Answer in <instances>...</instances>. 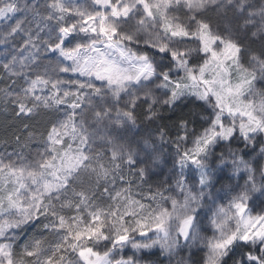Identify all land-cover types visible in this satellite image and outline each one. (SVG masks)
Here are the masks:
<instances>
[{"label":"snow or ice","instance_id":"6c2138e0","mask_svg":"<svg viewBox=\"0 0 264 264\" xmlns=\"http://www.w3.org/2000/svg\"><path fill=\"white\" fill-rule=\"evenodd\" d=\"M0 46V264H264V0H0Z\"/></svg>","mask_w":264,"mask_h":264},{"label":"trees","instance_id":"16d2710c","mask_svg":"<svg viewBox=\"0 0 264 264\" xmlns=\"http://www.w3.org/2000/svg\"><path fill=\"white\" fill-rule=\"evenodd\" d=\"M1 49V46H0ZM0 86H3V82H0ZM4 116L0 115V140L7 138H10L11 135V129H9V131L6 133L4 130ZM17 127H19V125H17ZM5 149L7 150H13L16 146L14 144H8V145H2Z\"/></svg>","mask_w":264,"mask_h":264},{"label":"rangeland","instance_id":"374dc122","mask_svg":"<svg viewBox=\"0 0 264 264\" xmlns=\"http://www.w3.org/2000/svg\"><path fill=\"white\" fill-rule=\"evenodd\" d=\"M3 53H4V48H3V46H1V49H0V56H2ZM5 150H7V149H5L3 146L0 145V152L5 151ZM7 151L10 152V151H13V150H7Z\"/></svg>","mask_w":264,"mask_h":264}]
</instances>
